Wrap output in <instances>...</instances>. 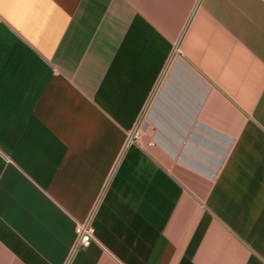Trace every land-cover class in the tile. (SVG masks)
I'll return each instance as SVG.
<instances>
[{
  "label": "crops",
  "instance_id": "obj_1",
  "mask_svg": "<svg viewBox=\"0 0 264 264\" xmlns=\"http://www.w3.org/2000/svg\"><path fill=\"white\" fill-rule=\"evenodd\" d=\"M0 19V264H264V0ZM155 98L161 130L127 144Z\"/></svg>",
  "mask_w": 264,
  "mask_h": 264
},
{
  "label": "rangeland",
  "instance_id": "obj_2",
  "mask_svg": "<svg viewBox=\"0 0 264 264\" xmlns=\"http://www.w3.org/2000/svg\"><path fill=\"white\" fill-rule=\"evenodd\" d=\"M173 60H171L167 66L166 70V78L172 79V67H173ZM156 96V95H155ZM158 116V108L156 105V98L147 106L145 111L143 112L142 116L140 117L137 127H141L142 129V140L144 138H151L157 135V132L161 130L159 126Z\"/></svg>",
  "mask_w": 264,
  "mask_h": 264
},
{
  "label": "built area",
  "instance_id": "obj_3",
  "mask_svg": "<svg viewBox=\"0 0 264 264\" xmlns=\"http://www.w3.org/2000/svg\"><path fill=\"white\" fill-rule=\"evenodd\" d=\"M142 137H143L142 129L141 127H137L136 124L134 129L130 132L127 138V144H141ZM75 233H76V243L74 248L75 251L89 247L90 244L94 241V237H93L94 229L91 226L90 220H88L84 224L77 225L75 229Z\"/></svg>",
  "mask_w": 264,
  "mask_h": 264
}]
</instances>
